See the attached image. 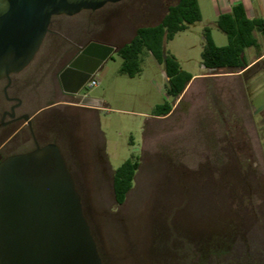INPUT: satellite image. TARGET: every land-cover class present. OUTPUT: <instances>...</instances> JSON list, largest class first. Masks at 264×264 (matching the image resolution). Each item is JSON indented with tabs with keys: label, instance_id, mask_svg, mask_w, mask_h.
<instances>
[{
	"label": "rangeland",
	"instance_id": "374dc122",
	"mask_svg": "<svg viewBox=\"0 0 264 264\" xmlns=\"http://www.w3.org/2000/svg\"><path fill=\"white\" fill-rule=\"evenodd\" d=\"M178 1L125 0L96 13L55 18L54 29L78 45L92 39L122 46L138 28L159 23ZM194 28L176 34L165 50L182 70L213 76H200L179 98L167 96L165 66L144 49L142 71L134 78L121 72L118 53L104 63L99 85L83 92L96 101L97 112L59 106L42 113L49 125L42 141H58L104 264H264V66L240 76L207 72L200 28ZM215 43L227 44L217 30ZM63 45L47 38L36 61L14 75L7 94V81L0 82V120L15 95L25 101L19 113L33 114L57 100L76 102L61 93L57 79L53 95L55 85L44 70L55 65L49 61L52 47ZM42 59V72L35 74ZM38 81L43 84L35 90L26 87ZM167 101L172 114L153 116ZM59 116L68 123L57 125ZM8 133H0V143ZM31 135L26 126L10 138L0 160L31 151ZM129 159L140 165L118 205L113 172Z\"/></svg>",
	"mask_w": 264,
	"mask_h": 264
},
{
	"label": "water",
	"instance_id": "95a60500",
	"mask_svg": "<svg viewBox=\"0 0 264 264\" xmlns=\"http://www.w3.org/2000/svg\"><path fill=\"white\" fill-rule=\"evenodd\" d=\"M121 1L0 0V80H8L5 94L11 75L35 58L52 17ZM116 49L97 42L81 48L61 74L64 93L76 96ZM81 105L97 107L90 97ZM23 119L31 128L29 115ZM0 264H103L82 197L56 143L36 144L34 150L0 162Z\"/></svg>",
	"mask_w": 264,
	"mask_h": 264
},
{
	"label": "trees",
	"instance_id": "16d2710c",
	"mask_svg": "<svg viewBox=\"0 0 264 264\" xmlns=\"http://www.w3.org/2000/svg\"><path fill=\"white\" fill-rule=\"evenodd\" d=\"M201 20L202 14L198 0H179L176 4L168 6L159 23L138 28L131 40L119 48L118 55L124 61L121 72L131 78L136 77L142 71L139 66L140 55L146 49L160 65L165 66L167 96L172 99L179 98L193 76L182 70L180 63L173 55L168 53L164 55V44ZM217 23L226 34L228 43L225 46H217L210 29L205 28L203 31L205 42L201 55L203 67L210 70H227L231 73L246 70L249 65L246 50L259 47L255 33L259 32L264 36V20L248 19L243 4L239 2L233 6L230 14L221 15ZM172 109L173 106L167 101L156 108L153 116L166 117L172 113ZM9 137L8 133L0 143V147ZM9 156L11 155L2 158L0 162ZM139 165V160L129 159L113 172V191L118 205L126 201L127 195L133 188Z\"/></svg>",
	"mask_w": 264,
	"mask_h": 264
},
{
	"label": "flooded vegetation",
	"instance_id": "af4514ba",
	"mask_svg": "<svg viewBox=\"0 0 264 264\" xmlns=\"http://www.w3.org/2000/svg\"><path fill=\"white\" fill-rule=\"evenodd\" d=\"M123 1H125V0H123ZM123 1H121V2H123ZM121 2L108 3L104 7H106L108 5H116V4H119ZM104 7H102L99 10H96V11H90V10H87V11H89L91 13H96L97 11L102 10ZM82 12H84V11H82ZM82 12H80V13H82ZM62 16H66V15H58V16L52 17L51 24H50V31L47 33V35H46V37H45V39H44L39 51L37 52L35 58L33 59V61L27 67L31 66L36 61V57H37L38 53L40 52L43 44L47 40V38L52 37V39L54 41H56V44H58V42L61 43V45L64 44L63 46H60V47L56 46L59 49V52L56 51L55 50L56 47L53 46V48L51 50V53H50V57L54 56V58L51 59V60L49 59V61L54 60L55 65L54 64L53 65L48 64V65L44 66L45 67L44 70H45V72L48 73L49 76L52 77L51 79L53 81V85H55L54 82L56 83V81H57L59 86H60V88H61V93L65 94L63 89H62L60 77H61V74L66 70V68L75 60L77 54L80 52V49L81 48H85L87 45H89L92 42H97V43H101V44H105V45H111V46H113V44L110 43V42H107V41H93L92 39H90L89 43H85V44H82V45L81 44L78 45V44H75V43L71 42L69 39H67L66 37L62 36L60 34L59 30L54 29V27H55V18H59V17H62ZM74 16H76V15H74ZM67 17H73V16H67ZM86 34L89 35V36L92 34L91 28L87 29ZM114 47L117 48L115 52H118V50H119V48L121 46H115L114 45ZM46 59L48 60V57ZM45 62H46V60H45ZM40 63H41V64H39L40 68L34 71L35 74H36V72H38V73L42 72V68H43V64H44L43 59L40 61ZM20 73H17V74H20ZM14 75H16V74L11 75V85L7 89V92L11 88H13V86L15 85V80H13ZM55 79H57V80L55 81ZM4 80H6L7 84H8V80L7 79H2V80H0V82L4 81ZM38 83L43 84L42 81L41 82L38 81L37 83L29 82L28 83L29 85H27L26 87L27 88L31 87V88H33L35 90L36 89V85ZM7 84L5 85V88H6ZM85 90H87V88H85V86H83L81 91L76 96L67 95V97L75 100L76 102H71V103L69 102L67 104H64V107L68 108V109H75V110H82V111H87V112L89 111L90 112V108H92V107L81 105V101L84 98L89 97L87 95V93H83ZM51 91H52L53 95H55V93H56V85L51 88ZM4 92H5V90H4ZM84 95H87V97H84ZM10 102H11V106L9 107V109L3 111V113H2V117H1V120H0V133H2L4 130L7 131V132H10L9 133L10 134L9 139H10V138L15 137L16 135H18L22 131V129H24V127L27 126V129L29 130L30 134H32L31 136H33L34 142H35V146H34V148L32 150H34L36 148V144H38L40 146H44V145L49 144V143H56L57 145H59L58 141H56V138L53 139V140L47 141V142H43L42 141L43 138L45 139L47 137V133H49V131H48L49 125L43 120L42 113H39V114H28V113H25V112L19 113V109H20V107L22 106L23 103H22L21 99L18 96H16V95L12 96V99H11ZM19 102H21V103H19ZM58 108H56V109H58ZM172 111H173V109H172ZM12 113L14 114L13 116H11ZM25 115H29V117H30L31 128H30V126H28L27 122L23 119V116H25ZM68 121L69 120L67 118H64V117L62 118L61 116H59V118L57 119V125H62V124H65L66 122L68 123ZM1 130H3V131L1 132ZM66 133L61 131V132H59V135L62 134L61 136H63V135L66 134L68 137H71V135H72L71 133L72 132H66ZM5 143L2 145L3 147L2 146L0 147V151H2V149L5 148V146H6ZM25 153H27V152H25ZM10 155L11 156L15 155V153H12ZM139 162H140V160H139ZM69 170H70L71 174L74 176L73 171H71L70 168H69ZM91 231H92V229H91ZM92 233H93V231H92ZM95 241L97 243V240H95ZM97 246H98V250H99L98 243H97ZM100 256H101V254H100ZM102 262H103V260H102ZM103 264H104V262H103Z\"/></svg>",
	"mask_w": 264,
	"mask_h": 264
},
{
	"label": "crops",
	"instance_id": "0c3cea01",
	"mask_svg": "<svg viewBox=\"0 0 264 264\" xmlns=\"http://www.w3.org/2000/svg\"><path fill=\"white\" fill-rule=\"evenodd\" d=\"M239 2H241L243 4L244 9H245V13H246V16L248 19H250V20H255V19L264 20V0H198L200 11L202 14V20L200 22L194 24V25H191L189 29H193L194 27L199 26L200 32L202 35L200 37L202 46H204V42H205L204 37H203V31L205 28L210 29L214 42H215V30L222 32L226 36V34L218 26V23H217L218 18L221 15L230 14L232 12L233 6ZM62 17H64V16H62ZM194 29H196V28H194ZM188 30H186V31H188ZM59 32H60V30H59ZM60 34H61V32H60ZM62 36H64V35H62ZM255 37L258 41L259 47L257 49L256 48H248L246 50V56H247V59L249 62L248 68L246 70H243V71L238 72V73H231V72H228L227 70H225V71H227V73L225 75H231L232 74L233 76H240L242 72H245V71L251 69L253 66H255L257 64L262 63L264 66V36H262L259 32H256ZM226 39H227V43H228L227 36H226ZM167 43L168 42H165V44H164V55L165 56L167 55V52L165 50V46ZM225 45H220V46H225ZM55 50L59 52V49L57 47ZM114 53H118V52H114ZM206 70H207V72L208 71H216V70H210V69H206ZM263 71H264V69H263ZM263 71H262V76L264 79ZM192 76H193V79L190 82V84L194 80L200 78V76H202V78H203V77H210L213 75H209V74L205 73L204 75H192ZM48 85H50V84H48ZM63 95L67 96V94H63ZM32 98L34 99L33 96H32ZM20 99L22 100V103L25 102L22 98H20ZM37 99H39L38 96H37ZM67 103L68 102H66V101H60V100L49 102L47 104H43L40 107H38L36 112H34L33 114L44 113V112H47L49 110L55 109L56 107L64 106V104H67ZM90 111H92L94 113V112H97V109H96V107H92V108H90ZM28 114H31V113H28ZM166 117H159V118H166ZM2 131L3 130H1V132ZM5 132L6 131L4 130L2 133L5 134Z\"/></svg>",
	"mask_w": 264,
	"mask_h": 264
},
{
	"label": "built area",
	"instance_id": "2783aa9c",
	"mask_svg": "<svg viewBox=\"0 0 264 264\" xmlns=\"http://www.w3.org/2000/svg\"><path fill=\"white\" fill-rule=\"evenodd\" d=\"M97 73L93 74L88 81L84 84L85 88H93L99 85V81L96 78ZM84 97H87V95H84Z\"/></svg>",
	"mask_w": 264,
	"mask_h": 264
}]
</instances>
